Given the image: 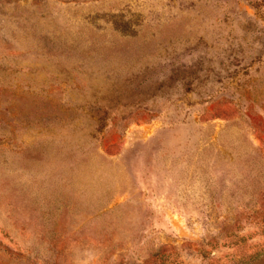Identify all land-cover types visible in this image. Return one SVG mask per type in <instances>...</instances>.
<instances>
[{
    "label": "rangeland",
    "instance_id": "rangeland-1",
    "mask_svg": "<svg viewBox=\"0 0 264 264\" xmlns=\"http://www.w3.org/2000/svg\"><path fill=\"white\" fill-rule=\"evenodd\" d=\"M0 264H264V0H0Z\"/></svg>",
    "mask_w": 264,
    "mask_h": 264
}]
</instances>
